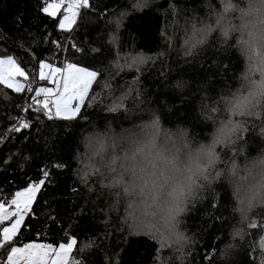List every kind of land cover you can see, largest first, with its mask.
<instances>
[{"label": "trees", "instance_id": "trees-1", "mask_svg": "<svg viewBox=\"0 0 264 264\" xmlns=\"http://www.w3.org/2000/svg\"><path fill=\"white\" fill-rule=\"evenodd\" d=\"M52 1L0 0V58H12L26 75L21 91L0 84V201L8 203L19 189L41 182L18 233L0 246V264H7L13 247H57L72 240L66 264H159L160 244L150 220L145 222L148 231H131L120 201L108 189L116 188L120 195L118 186L108 181L113 174L107 169L81 178L80 155L87 151L88 140L99 150L102 137H127L118 150L117 141L112 142L109 151L125 153L135 143L146 144L134 146L136 153L150 158L154 172L163 174L161 170L176 171L164 151L180 137L189 146L188 175L194 163L191 154L206 148L215 127L227 119L223 101L236 103V93L246 89L247 56L235 38L214 31L190 56L169 48L165 57L141 70L118 71L113 62L122 56L160 55L165 15L171 17V9L183 22L203 24L220 8L218 0H147L132 8V0H84L70 30L59 27L62 12L52 17L43 11ZM121 12L117 24L110 22ZM41 62L95 71L96 79L73 119L57 118L36 101L43 90L53 89L38 78ZM127 85L132 94L123 111L111 108L109 99L101 100ZM259 120L237 134L234 145L240 150L220 157L222 171L237 165L244 169L263 153L264 122ZM154 129L160 133L157 137L148 133ZM127 166L136 168L132 162ZM243 218L248 223L240 230ZM179 220V242L172 245L171 255L180 256V264H264V200L241 216L221 175ZM180 235L187 238L182 252L172 253L183 244ZM229 246L230 256L222 258ZM172 258L161 257V262L178 264Z\"/></svg>", "mask_w": 264, "mask_h": 264}, {"label": "rangeland", "instance_id": "rangeland-1", "mask_svg": "<svg viewBox=\"0 0 264 264\" xmlns=\"http://www.w3.org/2000/svg\"><path fill=\"white\" fill-rule=\"evenodd\" d=\"M132 1L131 8L147 2V0ZM82 2L83 0H53L44 7L43 11L52 17L62 12L59 27L63 30H70L75 24ZM218 2L220 4L218 11L212 12L211 17H208V21L203 24L183 22L175 13L173 14L171 9V17L165 15L164 47L160 55L145 57L139 54H129L113 62L114 69L118 71L141 70L148 62L159 59L161 56L165 57L169 48L179 49L183 55L190 56L199 47V43L214 31L223 37L236 39L242 52L247 56V69L243 78V85L246 89L242 88L241 92L236 93L239 94L236 103H231L227 99L223 101V112L227 119L224 124L215 127L206 148L196 149L194 150L196 152L191 154L190 157L194 160L190 159V161L194 163L188 175L184 174L187 171L185 164L189 161L187 156L189 146L180 137H173L177 140L173 139L170 142L171 145L164 151L169 157L167 158L169 163L177 166L176 171L161 170V172L164 171L163 174L154 172L156 167L152 168L153 163L150 158L143 157V162L140 154L136 153L134 146L146 147V144L135 143L130 151L126 150L125 153L109 151L112 142L117 141L118 146L115 148L118 150L127 137L113 140L102 137L98 143L99 150L93 145L90 146L88 140L86 142L87 151L80 155L82 161L79 162L78 170L83 176L81 178L88 179L89 176L86 175L89 174L95 177L100 174L96 175L97 171L107 169L113 174L111 177L114 178L110 179L106 175L103 176L105 180H111L120 189L118 190L120 195L117 196L116 188H108L114 198L120 201L123 218L131 231L135 229H139L140 232L148 231L149 226L145 222L150 220L151 231L160 244L159 264H164L161 262V257L171 260L173 256L172 263L174 258L179 261L180 256L171 255L172 245L179 242L176 238L179 218L186 212L189 204L200 198L220 175L229 187L241 216L246 217L250 210L260 206L264 200V151L260 156L248 162L244 169H240L237 165L235 169L228 166L225 171H222L220 164V157L223 153L240 150L236 149L234 144L237 134L239 135L245 126L259 119L261 123L264 122V111L261 110L264 98V0H218ZM122 16L124 12L114 15L110 22L117 24ZM0 68H3L7 77L17 80V83L22 84V79L26 77L12 58H0ZM38 78L52 85L53 89L46 90L57 91L55 98L57 109L54 115L60 119H73L86 99L96 79V73L76 65L65 64L62 68H57L41 62ZM17 83L12 82L10 86L17 85ZM107 83L108 81L105 80V85ZM0 84H6L1 74ZM131 94V86L127 85L116 91L110 90L108 95L102 97L101 100L109 99L111 108L123 111V103ZM36 101L41 102V100ZM128 115L133 116L134 114ZM144 115L152 118L145 112ZM152 131L153 133L148 132L152 136L154 134L157 137L160 134L157 129ZM260 132L264 134V128H261ZM133 133L136 135L137 131ZM106 149L110 153L105 152ZM117 153L121 155L117 156ZM129 162H132L136 168L130 169L127 166ZM40 186L41 182L29 184L16 191L8 203L0 201V246L9 242L18 233L26 215L31 210ZM246 223L248 222L243 218L240 230L246 227ZM180 236L183 244L172 253L182 252L181 249L187 238ZM235 236L234 232L232 237ZM73 245L72 240L68 244L57 247L39 243L13 247L7 264H66ZM231 252L232 247H226L221 257L226 258Z\"/></svg>", "mask_w": 264, "mask_h": 264}, {"label": "built area", "instance_id": "built-area-1", "mask_svg": "<svg viewBox=\"0 0 264 264\" xmlns=\"http://www.w3.org/2000/svg\"><path fill=\"white\" fill-rule=\"evenodd\" d=\"M57 96L56 90H43L38 97L42 101L46 111L50 114H54L57 109V105L55 103V98Z\"/></svg>", "mask_w": 264, "mask_h": 264}, {"label": "crops", "instance_id": "crops-1", "mask_svg": "<svg viewBox=\"0 0 264 264\" xmlns=\"http://www.w3.org/2000/svg\"><path fill=\"white\" fill-rule=\"evenodd\" d=\"M82 3H84V0H83V2ZM81 3V4H82ZM81 6V5H80ZM5 71L3 70V68H0V74L5 78V83L6 84H4L6 87H8V88H10V89H12V90H16V91H21L23 88H24V84L22 83H17V80H15V79H10L9 77H7L6 76V74L4 73ZM7 73V72H6ZM12 82H14L15 84L17 83V85H14V86H10L11 85V83ZM18 84H20V85H18ZM22 87V88H21ZM69 258V257H68ZM67 263V262H66Z\"/></svg>", "mask_w": 264, "mask_h": 264}]
</instances>
